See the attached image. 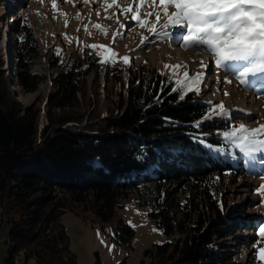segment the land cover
<instances>
[{"label":"trees","instance_id":"obj_1","mask_svg":"<svg viewBox=\"0 0 264 264\" xmlns=\"http://www.w3.org/2000/svg\"><path fill=\"white\" fill-rule=\"evenodd\" d=\"M10 1L0 0V29L6 23L11 29L14 81L23 93H35L46 80L32 70L41 47L22 15H7ZM86 46L67 58L64 51L48 54L55 72L41 107L16 99L0 56V227H9L3 264H17L20 256L25 264H77L61 223L67 212L98 220L126 245L134 231L122 217L110 231L103 224L128 194L168 238L144 251L149 264H235L229 249L241 246L248 252L238 264H262L254 245H263L264 212L254 221L238 218L221 182L238 187L264 175V154L245 156L217 138L228 121L205 119L206 103L161 92L154 71L117 56L100 63L111 52ZM252 204L245 214L260 210Z\"/></svg>","mask_w":264,"mask_h":264},{"label":"rangeland","instance_id":"obj_2","mask_svg":"<svg viewBox=\"0 0 264 264\" xmlns=\"http://www.w3.org/2000/svg\"><path fill=\"white\" fill-rule=\"evenodd\" d=\"M22 1L11 0L6 6V9H8L7 15H22L31 27L41 47L40 57L34 63L32 70L46 77V80L35 93H23L21 91L16 80L14 81V69L9 55L11 29L7 23L4 24L0 29V56L4 64L2 69L5 76L11 77H9L12 84L11 89L22 105L27 107L35 103L41 107L42 102L50 93L52 89L50 78L55 70L50 68L48 54L57 53V50H60L64 51L67 58L77 48L80 49L84 45H97L104 47H97L96 51L111 49V52H115L119 59L128 57L129 61L133 59L137 65H142L154 71L160 81L161 92H168V95H178L179 98L178 92L172 91L173 87H177L174 83L175 78H170L168 72L161 75L162 66L164 64H185L190 74H195L201 70L203 80L199 93L188 92L184 98L188 97L191 101L206 103L211 110L222 104L228 112L227 116L213 113L208 119L225 118L228 121V128L240 124L245 126L252 124L250 127L255 128L258 126L257 122H264V81L258 85V83L250 82L247 79L248 83L242 85L235 76L240 65L231 64L223 69H218L209 55L198 51H184L177 46V42L174 40L159 39L152 33L137 27L134 21L125 19V16L119 14L118 8L107 9L108 15L115 11L116 16L105 19L106 10L102 5L110 3L111 0H99V2L98 0H88V3H84V0H67V2L66 0H57L55 11L52 8L53 0ZM118 3L120 7H127L132 3V0H118ZM21 6L23 7L21 8ZM133 10L135 11V7ZM149 11H151L150 7L143 9L144 13ZM78 12L82 20L76 18ZM97 13H99V16H97ZM117 18L120 23H117ZM66 21L67 26H65ZM95 24H100L102 29L97 30L92 27ZM120 24H123L124 27L121 28ZM84 25H89L87 33L83 27ZM104 31L107 32V35L103 34ZM168 31L175 36V31L178 32V29H168ZM114 32L121 33L117 36L115 42H113ZM144 37L147 39L141 44V39ZM180 43H182V40ZM200 61H203L207 66L201 69ZM183 71L181 69V72ZM127 75V67H125L123 77L126 78ZM91 80L92 75L86 77L90 89L88 91L93 92ZM99 82H102V80ZM225 93H228V95H225ZM100 103L103 106L101 101ZM223 132L217 133V138H222L221 134ZM263 165L259 164V166ZM260 177L250 176L244 180L245 184L235 183V185L238 184V187L227 181L221 182L222 197L230 205L231 212L239 215L238 218L243 217L244 220L254 221L262 217L260 212H264V206H261L260 203V210L252 209L249 211L250 214H245L248 203H253L252 208L259 205L258 202H260L261 197L256 194V188L253 187L257 185L259 188L261 184H264V179ZM129 196L132 195L128 194L122 200L124 208L116 211L112 221L103 224L105 230L110 231L117 219L122 217L134 231L133 236L126 245L105 234L96 219H93V221L90 219L84 220L81 216L70 212L62 216L61 223L69 238L70 249L75 254L77 264H118L121 260H126V264H149L150 260L144 254V251L154 244L166 241L168 238L159 231L154 222L147 216V208L137 206ZM244 236L247 237L248 234H244ZM8 240L9 227L2 223L0 227V264H3V259L7 256ZM228 241L231 242L232 238L230 237ZM261 248H264V242ZM229 251L234 254L233 261L235 264H238L243 263L241 254L248 252V248L241 246L237 249H229ZM260 262L264 264V261ZM16 263L25 264L21 256L17 257ZM27 264H34L33 260Z\"/></svg>","mask_w":264,"mask_h":264},{"label":"snow or ice","instance_id":"obj_3","mask_svg":"<svg viewBox=\"0 0 264 264\" xmlns=\"http://www.w3.org/2000/svg\"><path fill=\"white\" fill-rule=\"evenodd\" d=\"M84 3H88V0H84ZM102 6L106 10L105 19L116 16L115 11L108 15L107 9L118 8L119 14L125 16V19L135 21L137 27L159 39L174 40L184 51H198L209 55L218 69L231 64L240 65L235 76L242 85L248 83V77L255 78L264 74V0H132L127 7H120L118 0H111ZM56 7L57 0H53L54 11ZM145 7H150L151 11L144 13ZM76 18L82 20L79 12ZM117 23H120L118 18ZM83 27L87 33L89 25ZM92 27L102 29L100 24ZM120 27L123 28L124 25L120 24ZM168 29H178V32L174 36ZM103 34L107 35V32L104 31ZM118 35L121 33H113V42ZM146 39L142 38L141 44ZM86 47L95 50L104 46ZM107 50L111 52V49ZM57 54H60V50H57ZM96 55L102 56V53L96 52ZM116 56L115 52H111L108 59H101L99 62L115 63ZM121 59L125 64L128 63V57ZM206 66L200 61L201 69ZM181 69L184 71L181 72ZM165 72L170 73V78H175L177 87H173L172 91L178 92L180 99H184L188 92L199 93L203 80L201 71L190 74L185 64H164L160 74ZM213 113L228 115L222 104L215 106L205 119L210 118ZM257 123L256 128H248L244 124L230 127L221 135L225 141H231L245 156L253 157L257 152L264 153V122ZM260 178L264 179V175ZM255 192L261 197V206H264V184L255 189ZM259 235L264 237V221L259 226ZM254 247H257L254 254L257 261H264V248L256 245Z\"/></svg>","mask_w":264,"mask_h":264},{"label":"bare ground","instance_id":"obj_4","mask_svg":"<svg viewBox=\"0 0 264 264\" xmlns=\"http://www.w3.org/2000/svg\"><path fill=\"white\" fill-rule=\"evenodd\" d=\"M199 71H201V70H199ZM202 72V71H201ZM203 73V72H202ZM252 124H249V125H247L246 127H248V128H251L250 126H251ZM257 127V126H256ZM255 127V128H256Z\"/></svg>","mask_w":264,"mask_h":264}]
</instances>
